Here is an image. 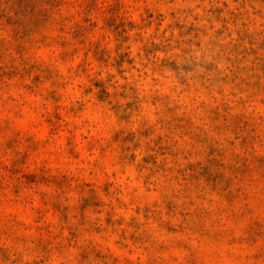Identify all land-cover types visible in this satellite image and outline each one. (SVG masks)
I'll list each match as a JSON object with an SVG mask.
<instances>
[{"label":"clouds","instance_id":"1","mask_svg":"<svg viewBox=\"0 0 264 264\" xmlns=\"http://www.w3.org/2000/svg\"><path fill=\"white\" fill-rule=\"evenodd\" d=\"M162 2L166 15L159 32L153 25L140 33L145 42L153 38L161 49L146 58L141 43L125 45L130 47L134 65L123 64V78L114 66L98 77L105 81L107 99L83 76L72 81L71 93L68 88L57 89L51 80L33 85L63 97L51 106L68 114L59 131L64 137L71 132L68 140L72 143L64 145L57 136V155L87 153L83 174L91 171L99 183H93L90 190L96 195L103 192L97 196L101 207L89 222H98L97 226L107 231L99 235V242L95 232H83L78 244L67 251L53 244L47 253L41 250L39 239L0 233V248L8 256L5 260L0 255V264H67L69 259L79 264H103L94 254L84 259L86 250L90 251L89 242L105 257L115 254L131 264H144L153 245L187 238L202 211H212L226 202L203 176L194 175L199 169L218 167L213 161L216 153L210 155V145L226 152L224 167L219 169L226 175L225 169L238 161L264 153V96L245 85L238 88L239 81L232 82L238 59L244 61L240 68L247 69L246 74L241 73L245 80L251 77L252 83L258 80L264 86V73L255 67L253 57L244 60L231 51V45L240 43L238 33L261 34L258 39H264V0H222L228 8L219 18L213 15L214 9L222 7L217 0ZM169 13H175V19ZM176 22L184 26V36L180 30L178 34ZM190 24H196L197 31L187 34ZM222 26L226 30L220 39L213 33ZM131 35L135 38L137 32ZM243 47H249L247 40ZM16 60L20 67L19 57ZM35 75L24 82L32 83ZM109 77H113L110 82ZM73 105L78 107L77 116L69 114ZM216 108L230 121L239 118L247 126L218 134L210 119ZM187 120L190 125L185 124ZM130 135L134 136L131 141L127 139ZM53 179L49 183L55 185ZM56 195L69 198L63 193ZM109 213L113 227L105 223ZM121 219L123 223L116 225ZM133 235L147 242L141 247L132 241ZM117 241L127 247H120ZM249 261L264 264V260L257 262L254 254L249 255Z\"/></svg>","mask_w":264,"mask_h":264},{"label":"rangeland","instance_id":"2","mask_svg":"<svg viewBox=\"0 0 264 264\" xmlns=\"http://www.w3.org/2000/svg\"><path fill=\"white\" fill-rule=\"evenodd\" d=\"M217 3H222V7L214 9L213 15L223 17L228 4L222 0ZM165 15L162 0H0V233L39 239L45 253L53 244L67 251L74 243L78 244L83 232H95L99 242V235L107 229H100L98 222H89L101 207L98 197L103 192L96 195L90 190L99 181L91 171L83 174L86 152L81 151L79 156L57 155V136L64 145L72 143L68 140L71 132L64 137L59 131L68 114L51 106L63 97L33 85L51 80L57 89L68 88L71 93L72 81L83 76L88 84L100 88L102 98L107 99L105 81L98 77L107 67L114 66L123 78V64L135 63L130 47L125 48L130 42L141 43L146 58L154 50H160L162 46L153 43V38L145 42L140 33L153 25L159 32ZM169 15L175 19V13ZM175 27L181 36L186 34L179 22ZM196 27L188 25L187 34L197 31ZM225 30L222 26L213 35L223 39ZM132 32H137L135 38ZM259 35L238 33L240 43L231 45V51L244 60L253 57L255 67L264 73V39H258ZM245 40L247 48L243 47ZM243 62L239 59L234 62L232 82L239 81L238 88L245 85L255 89L256 95L264 96V86L258 80L254 84L251 77L247 80L242 77L241 73H247V69L240 68ZM34 73L32 83L24 82ZM112 78L109 77V82ZM132 91L135 93V88ZM69 114L78 115L77 105L69 109ZM210 119L218 134L247 126L239 118L230 121L219 108L211 111ZM185 124L190 125L191 121ZM127 139L131 141L134 136ZM209 147L210 155L216 153L213 161L218 167L199 169L194 175L203 176L226 202L212 211H202L199 223L187 238L153 245L154 250L144 264H250V254H254L257 262L264 260V153L238 161L225 169L226 175L219 171L224 167L226 152ZM50 179L56 184H50ZM57 193L69 198H59ZM105 223L113 227L112 213ZM122 223V219L115 222ZM131 239L141 247L147 242L135 235ZM117 244L127 247L120 241ZM89 249L85 260L88 254H94L103 264H131L115 254L105 257L102 251L91 247V242ZM0 255L8 259L2 248ZM67 264L79 262L69 259Z\"/></svg>","mask_w":264,"mask_h":264}]
</instances>
